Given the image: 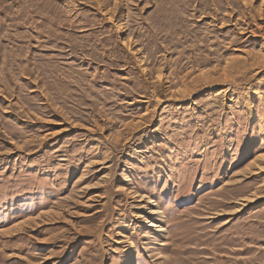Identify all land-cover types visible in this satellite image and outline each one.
I'll return each mask as SVG.
<instances>
[{
  "label": "rangeland",
  "instance_id": "rangeland-1",
  "mask_svg": "<svg viewBox=\"0 0 264 264\" xmlns=\"http://www.w3.org/2000/svg\"><path fill=\"white\" fill-rule=\"evenodd\" d=\"M0 264H264V0H0Z\"/></svg>",
  "mask_w": 264,
  "mask_h": 264
},
{
  "label": "bare ground",
  "instance_id": "bare-ground-1",
  "mask_svg": "<svg viewBox=\"0 0 264 264\" xmlns=\"http://www.w3.org/2000/svg\"><path fill=\"white\" fill-rule=\"evenodd\" d=\"M129 194H131V192H129ZM133 197H137L138 198V208L141 209L146 216L142 217V221L147 225V228L158 232V233H165L166 229L165 227H163L160 224V217L162 215V211L160 208H152L151 205L154 203L151 199L149 198H145L144 196H138L136 193L132 194ZM53 216V215H51ZM50 213L48 212H44L42 214H40L39 216H37L36 218H32V219H28L25 221H22L18 224H16L15 226H13L10 229L7 230H3L1 231L4 235H16L19 233L24 232L27 228H31L32 230L40 227V225L49 222H52L53 220L49 217ZM139 218L141 217V215H138ZM132 244L129 239H125L124 241H120L119 244ZM164 246V244H162Z\"/></svg>",
  "mask_w": 264,
  "mask_h": 264
}]
</instances>
